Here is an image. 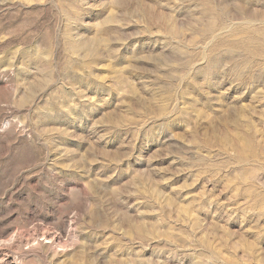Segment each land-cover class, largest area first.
Wrapping results in <instances>:
<instances>
[{
    "label": "rangeland",
    "instance_id": "1",
    "mask_svg": "<svg viewBox=\"0 0 264 264\" xmlns=\"http://www.w3.org/2000/svg\"><path fill=\"white\" fill-rule=\"evenodd\" d=\"M0 264H264V0H0Z\"/></svg>",
    "mask_w": 264,
    "mask_h": 264
}]
</instances>
